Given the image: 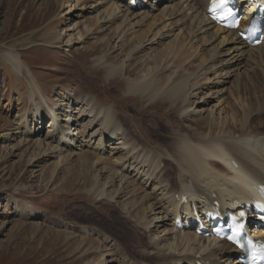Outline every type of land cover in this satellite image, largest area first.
Returning <instances> with one entry per match:
<instances>
[{
    "label": "rangeland",
    "instance_id": "obj_1",
    "mask_svg": "<svg viewBox=\"0 0 264 264\" xmlns=\"http://www.w3.org/2000/svg\"><path fill=\"white\" fill-rule=\"evenodd\" d=\"M77 1L0 0V264H118L119 261L109 263L111 257L108 256H106L108 260L104 261L101 256L107 249L104 241L110 240V244H114L116 254L125 257L135 254V249L132 247L136 248V239L134 240L133 234L140 238L138 235L142 232L133 226V222L151 221L154 222V226H163L158 221H161L164 215L159 213L161 212L159 209L150 213L149 199L135 206L142 194H134L130 203L124 202L126 200L123 197L122 200L119 199V204L100 203L96 197L91 196L90 191L95 185L91 178L95 173L93 170L87 171V178H77L80 171L83 173V170L77 169L75 165L80 156L75 154H79L80 151L69 157L70 154L63 152L66 158L59 161L57 157L44 155L46 152L44 153L43 149L36 145L37 138L29 141L30 139L24 137L26 125L23 118L31 117V113L36 108L35 101H39L44 96L49 106L59 108L60 100L63 99L62 91H65L67 96H71L72 100L93 97L102 108L106 106L114 108L115 119L117 118L121 127H125L123 128L129 134V142L130 139L141 140L140 143L145 148L165 155L168 142L174 145L180 138L176 130L187 135L185 130L190 127L195 132L194 137L202 136L207 132L205 127L207 115L213 108L215 111L218 109L217 100H212L204 106L207 112L197 117L199 127L205 128L202 129L204 132H201L198 129L194 130L193 123L192 126L189 125L187 118H183L177 110L170 108L172 102L169 99L158 98L154 95L158 91H152L156 90L152 83H155L157 77L164 79L158 82L159 86L163 87L169 80L166 77L168 74L172 73L170 76H175V80H178L187 74L199 72L198 57L209 56L211 51L201 45L202 43L196 41L194 44H189L190 41L186 40L185 33L181 36L184 44L179 40L177 44L171 45V40L175 38L173 37L159 41L158 44L145 43L140 47L141 43L135 42L134 37L144 28L135 25L139 20H133L132 27L128 26L125 29L126 31L130 29L125 39H133L132 43H125L123 39L125 45L118 41L116 45L110 39L112 35L110 24L107 23L108 14L105 15L104 12L106 7L101 5L94 8L95 12L83 13L82 9H89L90 6L97 4H91L89 0L79 6ZM69 2L73 4V8L68 7ZM74 14L92 18L90 24L92 26H82L87 35L82 39L77 31L69 32L71 17ZM120 23L121 20L115 22L116 25L113 27L116 28ZM71 33H75L80 45L70 46L67 43L71 39L69 36ZM54 34L61 35L63 39L53 41ZM149 36L151 37L150 34ZM170 50H173V53ZM166 53L168 56H165ZM8 54H12L15 60L22 63L23 74L17 73L13 69V64L6 60ZM100 57L104 58V63L98 60ZM167 57H172L171 61H173L170 73L160 72L159 66ZM124 61L126 67H122ZM181 64L184 65L182 68ZM112 65L115 66L112 70L114 77L106 78V72ZM159 72L161 74L157 76ZM138 78L143 81H138ZM136 82L138 85H145L139 93L127 96L125 91ZM18 89L22 90L25 96V101L21 105V108L24 107L23 112H20L16 106L18 96L15 93ZM237 90L238 85L233 83V87L229 88L226 94V96L229 94V101L239 98ZM211 94L204 90L201 96L192 101L194 103L200 97L203 99L207 96L211 97ZM12 99H15L13 104L15 109L11 110L9 103L13 101ZM202 106L198 105V108ZM222 109H228L225 113L229 111L225 106ZM220 110L217 111V116L221 113ZM31 122V128L40 125L38 121ZM90 123V120L84 121L82 127L86 129ZM49 124H44L41 141H44L50 131ZM96 129L98 128L95 127L94 130ZM98 139L95 141L96 144ZM52 146L55 148V145ZM83 150L93 152L86 147ZM55 151L58 150L55 148ZM48 152V155H52L53 149ZM98 153L94 152L92 156L83 157V161L98 158L100 156ZM111 153V151L106 152V156L101 157L104 159L111 157ZM102 178L105 179L106 176ZM105 193L106 195L114 193V188L107 189ZM16 199L22 205V210L14 213L13 201ZM31 209L42 210L47 216L29 221L27 217ZM84 231L88 233V237ZM117 236L119 237L116 238ZM121 239L124 241H120ZM122 242H124L123 246ZM135 258L138 260L132 262L139 264L141 259L137 255ZM150 261L156 263L152 259Z\"/></svg>",
    "mask_w": 264,
    "mask_h": 264
},
{
    "label": "bare ground",
    "instance_id": "obj_2",
    "mask_svg": "<svg viewBox=\"0 0 264 264\" xmlns=\"http://www.w3.org/2000/svg\"><path fill=\"white\" fill-rule=\"evenodd\" d=\"M86 1L89 0H78L77 5L82 6L87 3ZM90 1L91 4L97 5L81 11L91 13L94 8L104 5L106 7L104 12L105 15L108 14L109 21L107 23L110 24L109 29L112 35L110 39L116 45L118 42L125 45L123 39L127 33H130V29L127 31L125 29L128 26L132 27L133 20H139V23L134 24L144 30L140 31L138 35L136 34L134 40L141 43L140 47L145 43L152 45L159 41L162 42L164 39H173V37L175 38L171 40V45H175L186 33V40L190 41L189 44H194L197 41L209 51L211 50L209 56L198 57L199 72L187 74L178 80H175V76H170L172 73L168 74L166 77L169 80L163 87L159 86L158 82L164 79L155 77L156 81L152 84L155 85L156 90L152 91H158L154 93L158 98L169 99L172 102L170 108L177 110L183 118H187L189 125L193 123L194 130L198 129L204 132L202 129L205 128L199 127L200 123L197 117L207 112L204 106H207L212 100L219 102L217 111L221 109L220 112L225 118H222L221 113L218 117L214 108L210 109L211 111H208V117L205 119L207 132H204L205 134L202 136L194 137L195 132L190 127L185 130L187 135L176 130L175 132H178L177 135L180 138L174 145L168 142L165 155L145 148L140 143L141 140L130 139L129 142V134L124 131L125 127H121L117 118L115 119L116 114L113 107L102 108V105L93 97L72 100L71 96H67L65 91H62L63 99L60 100L59 108L47 105L44 96L39 101H35L36 108L31 113V117L23 118L26 125L24 137L30 139L29 141L37 138L36 145L43 149L44 153H47L44 155L57 157L59 161L66 158L63 152L70 154L69 157L80 151L79 154H75L80 155L75 165L77 169L83 170V173L80 171L77 178H87V171H94L95 176L91 178V181H94L95 185L90 193L100 203L119 204V199L122 200L123 197L126 200L124 202L130 203L134 194H142L137 200L138 203L135 204L136 207L149 199L150 213L155 209L161 210L159 213L164 217L158 222L163 224L162 227L154 226V222L151 221V223L147 221L133 222V226L142 231L138 235L140 238L133 234L134 240L136 239V248H134V242V247L131 245L130 247L135 249V254L121 257L116 254L114 244L111 245V241L106 240L104 242L107 244V249L105 254L101 255L104 261L111 257L109 263L119 261L118 264H135L132 261L138 260L135 258L137 255L141 259L139 264H151L150 259L154 260L155 264H196L201 261L206 264H239L237 259L233 258L234 250L224 241L199 238L192 230L184 232L176 230V221L179 220L185 224L184 220L189 219L185 213L190 209L189 205H184L179 209L180 202L177 200V196L189 195L197 207L200 204L210 206L215 199H218L222 205L229 206V203L234 200L245 199L252 192L253 186L264 181V48L262 46L249 47L238 38L237 32L216 27L206 16L209 0H142L146 6L132 10L129 8V3H124L121 0ZM70 4L69 2L68 7L73 8V4ZM246 14L249 17L252 12L248 11ZM247 16L243 18L242 23L247 20ZM91 19L87 16L74 14L71 17V31L69 32L77 31L79 35L81 34L82 39L86 35L82 26H92L90 25ZM119 20L121 23L114 28L115 22ZM74 34H69L71 39L67 43L70 46L81 44ZM148 34L151 37H148ZM62 39L61 35H56L53 41L57 42ZM129 40L131 39H125V43L131 44L133 39ZM165 56H168L167 53ZM13 57L12 54H8L6 60L13 64V69L17 73L23 74L22 63ZM171 58H164L158 69L160 72L169 71L168 73H170L173 65ZM103 59L100 57L98 60L103 62ZM182 65H180L181 68L184 66ZM114 67L112 65L110 69L108 68L106 78L114 77L112 73ZM122 67H126V62ZM160 72L157 76L161 74ZM200 72L203 73L200 74ZM18 79L21 82L19 77ZM139 80L143 81L138 78ZM136 83L127 88L125 91L127 96L139 93V90L145 85ZM233 83L238 85L239 98L229 101V94L227 96L226 94L229 88L233 87ZM19 90H16L15 93L18 96L16 106L20 112H23L24 107L21 108V105L25 101V96L22 90ZM204 90L212 93L211 97L207 96L204 99L200 97L193 103L192 99L201 96ZM12 100L9 103L11 110L15 109L13 107L15 99ZM152 101L155 100L152 99ZM74 102L76 103L74 104ZM44 105L47 107L45 108ZM198 105L203 106L198 108ZM63 106L64 109H62ZM224 106L229 108L226 113L225 110L228 109H222ZM35 120L40 125L31 128V121L36 122ZM87 120H90L91 123L85 129L82 126ZM70 122L74 124L73 128H70ZM46 123H50L48 128L50 131L46 134L44 141H41V134ZM95 127L98 129L94 130ZM90 132L92 133L89 135ZM132 138L134 137L132 136ZM96 139H98L97 144L95 143ZM170 139L173 138L170 137ZM52 145H55L59 152L55 151ZM85 147L92 149L93 152L84 151ZM52 149V155H48V151ZM109 151L112 152L111 157L108 155L105 159L101 157L106 156V152ZM94 152H99L100 156L97 154L98 158L83 161V157L92 156ZM56 154L59 155L56 156ZM103 176L106 178L103 179ZM109 188H114V193L106 195L105 192ZM13 206L15 207L14 213L22 210V205L17 199L13 201ZM46 216L47 214L42 210L31 209L28 211L27 220H39ZM81 232L83 231L81 230ZM85 235L88 237L87 232ZM122 243L120 244L123 246L124 242ZM106 256H108L107 259Z\"/></svg>",
    "mask_w": 264,
    "mask_h": 264
},
{
    "label": "snow or ice",
    "instance_id": "obj_3",
    "mask_svg": "<svg viewBox=\"0 0 264 264\" xmlns=\"http://www.w3.org/2000/svg\"><path fill=\"white\" fill-rule=\"evenodd\" d=\"M227 3V0H220L219 4L215 5L216 7H223L225 4ZM240 236V226H237L234 229V235L229 237L230 240H232L234 243L239 244V241L237 239V237ZM249 245H251V241L248 242ZM254 247V246H253ZM253 259H256V255H255V250H254V254H253Z\"/></svg>",
    "mask_w": 264,
    "mask_h": 264
}]
</instances>
